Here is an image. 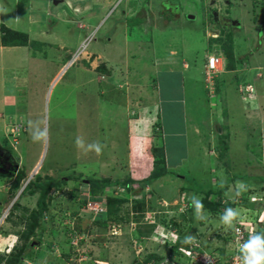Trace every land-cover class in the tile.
Wrapping results in <instances>:
<instances>
[{"label":"rangeland","instance_id":"obj_1","mask_svg":"<svg viewBox=\"0 0 264 264\" xmlns=\"http://www.w3.org/2000/svg\"><path fill=\"white\" fill-rule=\"evenodd\" d=\"M211 2L0 0V24L30 30L28 46L0 49V146L27 175L14 190L16 177L0 172V254L22 244L18 232L39 200L27 185L38 176L62 180L35 231L43 243L30 249L33 259L27 256L24 264H147L151 253L167 255L166 243L179 237L172 229L194 236L209 253L221 257L226 250L221 260L235 251L219 216L231 204L253 220L264 210V31L257 35L256 0H220L222 13L239 22L227 30L203 14ZM228 51L236 69L219 80L222 99L217 80L207 85L205 71L210 54ZM233 78L261 94L241 95ZM30 120L46 121L47 143L33 142ZM13 133H21L18 144ZM78 135L104 145L102 153L78 150ZM224 142L227 148L219 151ZM161 155L177 175L135 184L136 192L114 205L112 215L104 200L124 199L122 186L91 195L89 179L139 182L151 177ZM221 175L228 181L224 205L212 213L204 200L206 192L222 189ZM236 181L247 186L238 197ZM192 195L202 198L206 221L188 210ZM241 199L254 205H235ZM110 217L122 221L100 225ZM176 264L201 263L182 258Z\"/></svg>","mask_w":264,"mask_h":264},{"label":"trees","instance_id":"obj_2","mask_svg":"<svg viewBox=\"0 0 264 264\" xmlns=\"http://www.w3.org/2000/svg\"><path fill=\"white\" fill-rule=\"evenodd\" d=\"M223 29L227 30L226 28H223ZM0 30L2 32V35L0 36V45H2V46H28L29 45V36L27 33L12 30V29L6 27L4 24H0ZM226 34H227V37H230L227 32H226ZM224 58L226 61L225 64L227 66V70L228 71H234L236 69V67L233 63L234 55L232 54V52L228 51L226 55L224 54ZM221 77L222 76H220L217 79L216 87H215L216 95L219 96L220 98H222L221 94L223 96V92H220L223 89V87L221 86L220 81H219L221 79ZM207 85H210V84H207ZM208 91H209V89H208ZM218 136L220 137L219 140L221 138L225 137V136H223V134H218ZM219 140H218V142H219ZM219 146H218L219 151H224L227 148V145L225 142L223 145L219 143ZM0 149L4 150V147L0 146ZM221 155H222V152H221ZM223 155H224V152H223ZM10 156H12V157H10V159L12 158L15 161V164L12 166L11 175L16 177V182L13 184V189L17 190L27 175H26L25 170H21L20 166L18 167V165H16L19 163L13 157V155L10 154ZM164 159H165L164 156L161 155L160 158H158V161L155 162L156 166H155L154 172L152 173L151 177H148V178H146L142 181H139V182L135 181L133 179H130V178H125L123 180H116V181H112L110 179H103V180L89 179L87 181V183L88 184L90 183V185L93 186L91 189V195H95V192L100 190V189H102L103 195H104L106 192L105 191L106 188H117L118 186H120V187L122 186L124 188V192H125V195H124L125 198L124 199L119 198V197L108 196L106 198V200H104V201H106L105 204L108 207L107 211H108V215L110 216L113 213H115V211L113 210L114 205L120 204L123 201H128L130 199V196L136 192L135 191V189H136L135 184H141L144 186L150 185L151 183L156 182L159 179L164 178L167 175H171V174L173 176L177 175V173H175V172L173 173L170 169H168L166 167L165 163H163ZM13 173H15V174H13ZM61 180L62 179L50 180V181L44 182L41 180L40 176H38L37 182L31 181L28 183L27 191L31 194H36V193L39 194L38 206L35 210H33L32 214L30 215V218L28 219L29 222L27 223V225L25 224L26 228H24V230L18 232L20 234L19 238L21 239L22 244L20 246H16L14 248V250L8 254V256L0 254V264H24V260L27 256L30 259H33V254L29 252L30 249L32 250L33 248H36V247L39 248V246L43 243V241L41 240L42 239L41 236H40V239H38V237H37L38 235H36V233H37V232H35L36 228L39 227V223L41 225L40 227H42V223L45 220L44 217H45V215L47 213V209H48V199H49V195H50L49 193L52 191V189L59 187V185H60L59 183L61 182ZM226 189H227V186L222 188V189H218V190L214 189V190H210V191L206 192V199L204 200V204L206 205L205 208L212 210L213 211L212 213H214L215 209H218L220 207V205H224V204H222V202H223L224 194L226 193ZM24 193H25V191L22 192V195ZM250 193H252L251 195H253L254 192H250ZM107 195H105V196H107ZM212 196L217 197V199L211 200ZM95 199H97V198H95ZM243 199H244V197H243ZM243 199L236 201L235 205H236V203H238V204H241L243 206H247L249 208H252L251 205H249L252 202L247 200L249 202L246 204L244 201L245 199L244 200ZM101 202L103 203L102 200H101ZM83 204H85V202ZM252 204L254 205V203H252ZM188 205H189L188 210L192 211L193 207H192L191 203H188ZM135 206L141 208V207H144V204L140 203V202H136ZM16 207H18V205ZM230 207H234V204H231ZM101 218L105 219V216L101 215ZM249 218H253V214L247 215L246 219H249ZM106 219L107 220H105V222L101 221L100 225L107 227V226H111L114 224H118L122 221V218L119 219L116 217H110V218H106ZM171 222L172 223L169 224L168 222L165 223L164 221H162V222H159L158 224H160L161 226L169 227V228L177 227L176 224H173L175 221H171ZM191 223L189 221L187 224H188L189 228L191 227V229H192ZM15 224L17 225L16 222H15ZM147 224L150 226L151 229H154L156 227L155 221L151 222V221L147 220ZM261 230H264L263 226L258 228V231H261ZM172 231H176L179 234V239L175 243H170V242L166 243L167 246L165 249L167 250V255H160L157 253H151L146 257V259H145L146 262L153 260V259L160 261V260H163L165 257H170L171 259H174L177 261H179V259L182 260V258H185L184 254H182L179 249L182 246L187 247V248L191 247L190 243L184 242L185 237L189 236L190 234L184 233L183 231L178 232L177 229L176 230L172 229ZM137 233L143 237L146 236L145 235L146 232L141 230V228H139L137 230ZM234 236L235 235H234L233 231L231 230V234H229L228 238H227V243L228 242L230 243L231 238H234ZM247 238H248V235L246 236L245 239H247ZM230 244H233V241ZM203 249H205V248L203 247ZM196 252H197V250H196ZM220 252H221V257L219 256L220 259L225 258L226 257L225 256L226 250L225 251L222 250ZM66 257H67V255H66Z\"/></svg>","mask_w":264,"mask_h":264},{"label":"clouds","instance_id":"obj_3","mask_svg":"<svg viewBox=\"0 0 264 264\" xmlns=\"http://www.w3.org/2000/svg\"><path fill=\"white\" fill-rule=\"evenodd\" d=\"M222 16V15H221ZM224 17V16H223ZM232 20V19H231ZM237 26V25H236ZM89 38V37H88ZM87 40V39H86ZM86 46H83L82 49H85ZM222 57L224 59V63H226L224 54H210L206 63V72L208 70V64L210 57ZM230 71L227 70V66L225 64V70L221 72L214 80L216 81L220 76L227 75ZM207 78V75H206ZM208 83V82H207ZM245 86V87H244ZM249 85L239 84V88L242 93L241 95H253L256 94V89L253 86L251 90L247 91V87ZM29 133L32 137L33 142L39 143H47L49 140V129L47 127V123L45 120H37V121H29L28 122ZM21 133H13L11 137L13 141L18 144L17 136ZM9 135V134H8ZM17 141V142H16ZM75 145L78 150L83 151L85 154L89 152H95L97 155L101 154L103 151L104 145L100 144L97 141H93L91 143H86L85 139L82 136H77L75 139ZM4 151V150H3ZM5 152L10 154L8 150ZM18 167L20 166L19 164ZM227 177L221 175L219 187L224 188L227 185ZM236 188V196H240L243 192L247 190L246 183L243 181L235 182ZM191 205L194 208V215L197 220H207L208 216L204 212V205L202 198L197 195H192L191 197ZM258 217L260 214L257 215ZM247 218L246 210L240 207H227L224 209L223 213L219 216L220 222L227 228L233 231L235 235V244L236 250L238 254L239 264H264V230L256 231L250 230L247 239H243L241 235V230L238 225H242ZM234 238H231L233 240ZM195 240L194 236H186L185 243H193ZM229 243V242H228ZM231 255V254H229ZM228 258V257H227Z\"/></svg>","mask_w":264,"mask_h":264},{"label":"built area","instance_id":"obj_4","mask_svg":"<svg viewBox=\"0 0 264 264\" xmlns=\"http://www.w3.org/2000/svg\"><path fill=\"white\" fill-rule=\"evenodd\" d=\"M92 40V37L87 38L86 43L90 42ZM225 70V63L224 59L220 56L218 57H210L209 64H208V70L206 72L207 75V82L210 85H213L214 79ZM251 90V87H247V91ZM17 142V141H16ZM263 226L264 228V210L262 211V214L260 216H256L255 219L249 218L245 219L244 223L242 225H238L241 230V235L243 239L246 238V236L249 234L250 230H256L258 231V228ZM175 234H178L176 231H172ZM160 234H158L159 236ZM161 240L162 238L159 237ZM179 237L175 240H169L170 243L177 242ZM163 241V240H162ZM166 243V242H165ZM233 243L235 245V251L231 252V255L229 258H226L225 260H221L219 256L209 253L205 251L200 244H198V241H195L193 243H190L191 247H181L179 250L182 254H184L185 258L190 259L193 263L199 262L201 264H239L238 254L236 250V244H235V236L233 239ZM197 250V252H196ZM176 259V258H175ZM178 263L177 260L171 259L170 257H165L163 260H150L147 264H176ZM96 264H108L106 262H96Z\"/></svg>","mask_w":264,"mask_h":264},{"label":"flooded vegetation","instance_id":"obj_5","mask_svg":"<svg viewBox=\"0 0 264 264\" xmlns=\"http://www.w3.org/2000/svg\"><path fill=\"white\" fill-rule=\"evenodd\" d=\"M263 0H260L259 7H257L258 17H259V25L260 27L257 28V35L260 37L262 31H264V4H261ZM206 18H210L215 24L220 25L221 28H231L233 27L232 23H227L225 20L229 19L228 17H223L218 15L217 12H212L211 16L210 13L206 15ZM223 22L227 24V26L223 25ZM258 27V26H257ZM10 154L0 149V172L11 174L12 173V166L15 164L14 159H10ZM15 174V173H13Z\"/></svg>","mask_w":264,"mask_h":264},{"label":"crops","instance_id":"obj_6","mask_svg":"<svg viewBox=\"0 0 264 264\" xmlns=\"http://www.w3.org/2000/svg\"><path fill=\"white\" fill-rule=\"evenodd\" d=\"M7 1V0H6ZM213 1V3L211 2V5H208V6H205V9H204V13L203 14H205V15H207L208 14V11L210 12L212 9H210V8H212L213 6V11H216L217 12V14L218 15H222V16H225V17H229L227 14H225V13H222L223 12V8H222V6L219 4V2H220V0H212ZM257 1V4H256V8L257 7H259V2H260V0H256ZM31 2V1H30ZM219 5H218V4ZM35 4L34 3H32V4H30V6H32L31 7V9H35L36 7L34 6ZM88 10H90V9H88ZM256 10V12H258L257 11V9H255ZM254 10V11H255ZM3 14L2 13H0V16H2ZM165 16H166V14H165ZM180 17H181V14H180ZM205 17V16H204ZM232 19V18H231ZM256 25V24H255ZM258 26H259V24H258ZM99 29H100V27H98L97 28V30L99 31ZM227 29H229V28H227ZM29 31L30 30H27V31H22V32H24V33H27L28 34V36H29ZM165 40H166V38H165ZM14 47H26V46H0V49H7V48H14ZM83 51H84V49H82ZM237 55V54H236ZM238 62V61H237ZM238 64V67L239 66H244V65H240V63H237ZM259 68H261V67H258V69ZM231 72V71H230ZM245 72H248V71H245ZM248 74V73H247ZM257 78H260L261 80L263 79L260 75L257 77ZM233 80H234V85L233 86H235V87H237V86H239V81H238V79H237V81L238 82H236V80L233 78ZM264 81V80H263ZM256 92H258V90H256ZM261 93H259L258 92V94L257 95H260ZM223 95H224V93H223ZM263 96H264V91H263ZM262 96V97H263ZM223 132L221 131L220 132V134H222ZM4 150H6V148L4 147Z\"/></svg>","mask_w":264,"mask_h":264},{"label":"water","instance_id":"obj_7","mask_svg":"<svg viewBox=\"0 0 264 264\" xmlns=\"http://www.w3.org/2000/svg\"><path fill=\"white\" fill-rule=\"evenodd\" d=\"M191 18H193L192 16H191ZM227 23H232V25L233 26H235V25H239V22L238 21H234V20H231V19H227V20H225ZM223 25L225 26H227V24L226 23H224L223 22ZM17 169V168H16Z\"/></svg>","mask_w":264,"mask_h":264}]
</instances>
